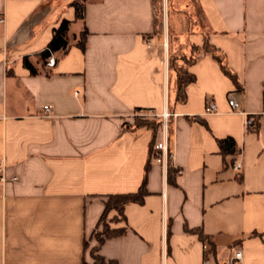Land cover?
<instances>
[{
    "label": "crops",
    "instance_id": "obj_1",
    "mask_svg": "<svg viewBox=\"0 0 264 264\" xmlns=\"http://www.w3.org/2000/svg\"><path fill=\"white\" fill-rule=\"evenodd\" d=\"M162 1L164 34L153 0H0V264H92L94 248L106 264H223L235 249L264 264V0ZM62 21L50 68L41 53ZM170 48L199 50L182 102ZM138 112L170 116L152 130L135 127ZM141 186V204L107 215L125 233L99 245L105 202Z\"/></svg>",
    "mask_w": 264,
    "mask_h": 264
},
{
    "label": "trees",
    "instance_id": "obj_2",
    "mask_svg": "<svg viewBox=\"0 0 264 264\" xmlns=\"http://www.w3.org/2000/svg\"><path fill=\"white\" fill-rule=\"evenodd\" d=\"M72 6L75 8L76 11V17L77 19H82V13H83V6L81 1H74L72 3ZM69 22L62 21L60 26L57 30H55L54 35L48 45V47L41 53V58L45 60L48 56L47 49H50L51 51H56L59 49H65L66 48V40H65V34L68 30ZM86 35V30H83L81 32V38L78 43L79 47L83 50L85 47L84 38ZM204 52L211 53L214 58L217 60V62L220 64L222 71L229 76L233 82L238 86V83L234 77V75L231 73V71L225 66V63L222 61L221 57L217 54V51L207 45H205L202 49ZM199 50L192 49L191 54L189 56H185L182 53L173 52L172 48L169 50V59H168V67L171 73L174 75V81L173 86L175 89V101L176 102H182L184 100L185 96V87L193 82L194 77L188 72V67L193 63L195 60V53H198ZM24 66L27 67L32 74L35 73V70L32 68V66L29 64L28 59L25 58L23 62ZM250 126L251 128H256L257 123H254ZM148 124V123H147ZM147 124H135L136 128H149L152 130H156V128L159 125H162V122L157 121L155 126L149 127ZM248 127V128H250ZM219 149L221 154L223 156L228 154H234L235 153V143L233 139L226 138L223 140L218 141ZM168 169L171 167L170 161L167 164ZM146 195V190L144 189V186H141L140 189L136 193L131 194H121V195H112L109 197V199L104 204V211L99 219V225L107 218V215L111 211L116 212V218L122 219L124 217L123 215V208L126 204L129 203H135V204H141L143 202V198ZM114 217V218H115ZM113 218V221H115ZM118 221V220H117ZM98 225V226H99ZM105 231L100 235V237L97 239L99 245L104 241L105 238H111L115 236H120L125 233V229H110L107 223H104ZM91 258L93 260L92 264H106L104 259L98 254V248H94L91 251ZM86 264V263H85Z\"/></svg>",
    "mask_w": 264,
    "mask_h": 264
},
{
    "label": "built area",
    "instance_id": "obj_3",
    "mask_svg": "<svg viewBox=\"0 0 264 264\" xmlns=\"http://www.w3.org/2000/svg\"><path fill=\"white\" fill-rule=\"evenodd\" d=\"M48 52V57L46 60V66L53 68L55 66V58L53 57V51L50 49H47ZM76 95V94H75ZM227 104L228 107L230 108L231 111H238L239 109V104L234 96H230L227 99ZM216 111V107L214 103H209L206 105L204 109V113H213ZM50 108L49 107H44V115L49 116ZM169 114L165 113L160 115V118L162 120V124L164 127H166L168 119H169ZM253 124V118L248 117L245 120V126L248 128ZM155 151L160 152V157H156L157 162H164L165 164H168L169 161H171V153L170 150L165 142L158 143L154 145ZM163 159V160H162ZM232 169L236 172H241L242 170V164L239 162H234L232 164ZM6 182L5 177L3 176L1 170H0V185L4 184ZM243 259V254L240 249H235L232 252V255L226 260L223 264H240Z\"/></svg>",
    "mask_w": 264,
    "mask_h": 264
},
{
    "label": "rangeland",
    "instance_id": "obj_4",
    "mask_svg": "<svg viewBox=\"0 0 264 264\" xmlns=\"http://www.w3.org/2000/svg\"><path fill=\"white\" fill-rule=\"evenodd\" d=\"M154 3V7H155V13H156V17H157V30L159 32V30L161 29V26L163 27L162 33H165L164 30V15H163V1L162 0H153ZM171 10L173 11L174 9L171 8ZM174 31L170 30V26H169V36L170 39H172V36H174ZM138 115L135 116V124H147V126L149 127H153L155 126V124L157 123V121H159V118L154 117L153 113H147V112H138ZM115 221H121L120 218H114ZM104 223H106V221L104 220L98 227L97 231H95L94 236L98 239L100 237V235L105 231L104 228Z\"/></svg>",
    "mask_w": 264,
    "mask_h": 264
}]
</instances>
